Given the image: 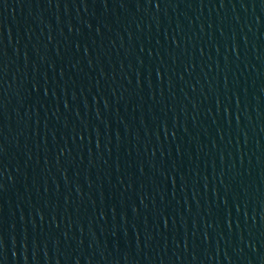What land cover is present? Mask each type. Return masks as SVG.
<instances>
[{
	"label": "water",
	"instance_id": "1",
	"mask_svg": "<svg viewBox=\"0 0 264 264\" xmlns=\"http://www.w3.org/2000/svg\"><path fill=\"white\" fill-rule=\"evenodd\" d=\"M0 264H264V0H0Z\"/></svg>",
	"mask_w": 264,
	"mask_h": 264
}]
</instances>
